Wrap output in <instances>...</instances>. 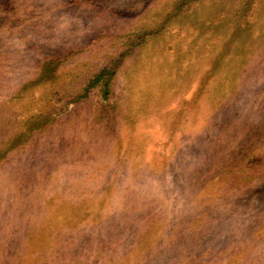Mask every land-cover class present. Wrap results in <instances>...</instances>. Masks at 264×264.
Listing matches in <instances>:
<instances>
[{
    "label": "rangeland",
    "instance_id": "obj_1",
    "mask_svg": "<svg viewBox=\"0 0 264 264\" xmlns=\"http://www.w3.org/2000/svg\"><path fill=\"white\" fill-rule=\"evenodd\" d=\"M0 264H264V0H0Z\"/></svg>",
    "mask_w": 264,
    "mask_h": 264
},
{
    "label": "trees",
    "instance_id": "obj_2",
    "mask_svg": "<svg viewBox=\"0 0 264 264\" xmlns=\"http://www.w3.org/2000/svg\"><path fill=\"white\" fill-rule=\"evenodd\" d=\"M108 72L106 68L101 69L92 80H90L87 84V88L97 86V84H102V95L103 97H106L108 92Z\"/></svg>",
    "mask_w": 264,
    "mask_h": 264
}]
</instances>
